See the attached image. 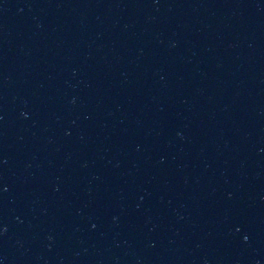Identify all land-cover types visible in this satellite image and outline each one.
Returning <instances> with one entry per match:
<instances>
[{
  "label": "water",
  "instance_id": "95a60500",
  "mask_svg": "<svg viewBox=\"0 0 264 264\" xmlns=\"http://www.w3.org/2000/svg\"><path fill=\"white\" fill-rule=\"evenodd\" d=\"M0 264H264V0H0Z\"/></svg>",
  "mask_w": 264,
  "mask_h": 264
}]
</instances>
